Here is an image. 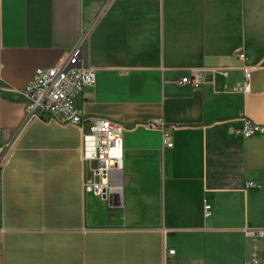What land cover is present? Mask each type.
<instances>
[{"label":"crops","instance_id":"1","mask_svg":"<svg viewBox=\"0 0 264 264\" xmlns=\"http://www.w3.org/2000/svg\"><path fill=\"white\" fill-rule=\"evenodd\" d=\"M81 41L82 113L125 127L108 199L86 190L82 131L26 124L12 91ZM196 69L202 87L180 83ZM247 119L264 125V0H0V264H250L264 134L240 135Z\"/></svg>","mask_w":264,"mask_h":264},{"label":"built area","instance_id":"2","mask_svg":"<svg viewBox=\"0 0 264 264\" xmlns=\"http://www.w3.org/2000/svg\"><path fill=\"white\" fill-rule=\"evenodd\" d=\"M82 41L70 52L68 57L54 67L38 69L30 82L23 88L12 90L17 99L25 105V123L34 121L54 122L59 125L78 127L83 133L82 159L90 165L86 180V190L102 199H108L116 191L121 190L119 176L124 163V132L122 123L97 116H86L79 106V99L86 87L96 83V72L92 66L83 64ZM245 58L244 53L237 56L239 61ZM244 83L235 88V92L248 94L251 91L252 67H242ZM214 71L229 76L227 67H216ZM181 84L200 88L204 84V76L200 70H194L189 76L181 79ZM165 129L159 121L151 124ZM246 138L264 134V125L246 120L245 127L238 132ZM164 145L172 148L174 143L169 133L164 130ZM5 151H0V170L4 165ZM250 187L256 184L251 183ZM211 206L206 203L205 211L209 215ZM246 235L254 239L253 254L248 261L259 264L258 240L264 239V229H247ZM174 254V251L170 252Z\"/></svg>","mask_w":264,"mask_h":264},{"label":"rangeland","instance_id":"3","mask_svg":"<svg viewBox=\"0 0 264 264\" xmlns=\"http://www.w3.org/2000/svg\"><path fill=\"white\" fill-rule=\"evenodd\" d=\"M5 156V154H3Z\"/></svg>","mask_w":264,"mask_h":264}]
</instances>
